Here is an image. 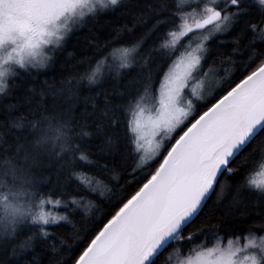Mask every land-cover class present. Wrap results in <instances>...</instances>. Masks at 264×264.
Wrapping results in <instances>:
<instances>
[{
	"label": "snow or ice",
	"instance_id": "1",
	"mask_svg": "<svg viewBox=\"0 0 264 264\" xmlns=\"http://www.w3.org/2000/svg\"><path fill=\"white\" fill-rule=\"evenodd\" d=\"M107 17L125 22L101 43L89 26ZM85 27L84 51L38 82ZM254 176L264 0H0V264H157L184 241L175 264H264Z\"/></svg>",
	"mask_w": 264,
	"mask_h": 264
},
{
	"label": "trees",
	"instance_id": "2",
	"mask_svg": "<svg viewBox=\"0 0 264 264\" xmlns=\"http://www.w3.org/2000/svg\"><path fill=\"white\" fill-rule=\"evenodd\" d=\"M125 22L124 18H113V17H107L104 19L99 20L97 23H95L94 25H90L89 27H93L96 37L97 39L100 40L101 43H103L104 37L107 36L109 34V32L117 27L120 24H123ZM89 35V29L88 27H85L83 29H81L79 32H77L75 35H73L68 43H67V51L61 55V57L59 58V62L57 63V65L50 70L47 74H41L38 77V82H42L45 79L51 81L53 76H56L57 79L59 78L60 75V64L66 60H68V56H67V52H74L77 56H79L82 51H84L85 47H86V42H85V37ZM162 38L161 35H158L157 37H155L154 39L159 41ZM181 50V49H180ZM179 50V51H180ZM70 63H75V61H71ZM219 63V62H217ZM230 72H232L233 74H237L238 75V68L240 67L239 62H237V64L232 65V64H226L225 65ZM87 67L86 65L83 66H79V70L83 71V69ZM68 70H72V69H67L65 70V75H67V71ZM102 71H106V69H102ZM85 91H87V89H85ZM94 94V93H93ZM247 154V153H246ZM243 160V157L240 158V160L237 161V163H240V161ZM121 164L124 168H132L134 165V161L131 157H126L124 159L121 160ZM259 166V160L258 157L256 160H252L250 159L248 161V164L246 166L245 172L243 174L237 175L233 182L239 181L242 179L243 175H248L250 172H255L257 170V167ZM61 191H64L66 193L69 194H77L78 192H80L79 189H77L74 185L70 186L66 189H62ZM57 194H59V192H57ZM100 208H103V204L100 205ZM55 212L58 213H63V209H52ZM79 223V221H77ZM198 223V221H197ZM82 227V225H81ZM194 227V226H193ZM237 229H244V230H248V229H255L259 227V224L255 221L250 220L247 224H240V225H236L235 226ZM61 231H71V225H66L64 229H62ZM233 229L232 228H226L224 232L221 233L222 236H225V239L223 241L228 240V238H236L235 235H230L232 233ZM263 234V233H261ZM185 235H187V232L185 233ZM236 235H240L239 231L236 232ZM204 238L201 237V240H203ZM213 241V238L211 236V234H209L208 238H207V244H210ZM200 241H197L196 244H199ZM194 245L193 244H189L187 241L183 242V248H179L177 244H173L171 245L160 257V259L157 261V264H163V261L165 260L166 256L170 253H172L173 251L178 250L180 253L182 252V254H184L187 250H190ZM41 251V248L38 247L36 252L37 254Z\"/></svg>",
	"mask_w": 264,
	"mask_h": 264
},
{
	"label": "rangeland",
	"instance_id": "3",
	"mask_svg": "<svg viewBox=\"0 0 264 264\" xmlns=\"http://www.w3.org/2000/svg\"><path fill=\"white\" fill-rule=\"evenodd\" d=\"M188 43V39L187 38H184V41L183 43L179 44L178 45V50H177V55L179 54V50H183L185 44ZM193 46H194V40H193ZM180 50V51H181ZM116 57H118L120 54L119 53H115L114 54ZM207 69V66H205V70ZM232 73V72H231ZM256 171H259V166L257 167V170ZM255 179L259 180V179H264V177H261V176H254ZM264 234V233H263ZM235 239V238H233ZM227 241H223L224 245H227ZM215 243V241L213 240L210 244H207L208 247H211L213 246V244ZM195 247V245L190 249V250H187L184 254H182V252L180 253L178 250L176 251H173L172 253L168 254L166 256V258L168 257H171V260L169 261V264H175V260H176V254L179 252L180 255H181V258H185L187 259L189 256L191 255H194V252H192L191 250Z\"/></svg>",
	"mask_w": 264,
	"mask_h": 264
}]
</instances>
